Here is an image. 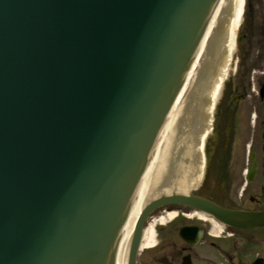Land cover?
<instances>
[{
  "label": "water",
  "instance_id": "obj_1",
  "mask_svg": "<svg viewBox=\"0 0 264 264\" xmlns=\"http://www.w3.org/2000/svg\"><path fill=\"white\" fill-rule=\"evenodd\" d=\"M217 1L0 0V264H115Z\"/></svg>",
  "mask_w": 264,
  "mask_h": 264
},
{
  "label": "flooded vegetation",
  "instance_id": "obj_2",
  "mask_svg": "<svg viewBox=\"0 0 264 264\" xmlns=\"http://www.w3.org/2000/svg\"><path fill=\"white\" fill-rule=\"evenodd\" d=\"M218 70L187 190L210 208L151 212L134 264H264V0H244Z\"/></svg>",
  "mask_w": 264,
  "mask_h": 264
},
{
  "label": "bare ground",
  "instance_id": "obj_3",
  "mask_svg": "<svg viewBox=\"0 0 264 264\" xmlns=\"http://www.w3.org/2000/svg\"><path fill=\"white\" fill-rule=\"evenodd\" d=\"M242 6L243 0H222L220 4L139 182L119 240L115 264H126L129 242L140 211L160 195L186 192L194 181L197 142L207 114V100L216 96L223 79L217 78L219 73L215 70L220 68L222 59L232 48V33L228 35L237 24Z\"/></svg>",
  "mask_w": 264,
  "mask_h": 264
},
{
  "label": "rangeland",
  "instance_id": "obj_4",
  "mask_svg": "<svg viewBox=\"0 0 264 264\" xmlns=\"http://www.w3.org/2000/svg\"><path fill=\"white\" fill-rule=\"evenodd\" d=\"M236 29H237V24L233 26V29L231 28V30L229 31V35H228V36L230 37L231 33L234 34V33L236 32ZM229 37H228V38H229ZM232 42H233V41H232ZM232 42H231V45H232ZM223 47H225L224 44H223ZM149 232H151V231L149 230ZM149 245H150V246H153L154 243H153V242H149Z\"/></svg>",
  "mask_w": 264,
  "mask_h": 264
}]
</instances>
